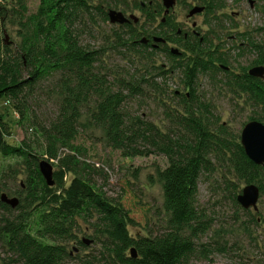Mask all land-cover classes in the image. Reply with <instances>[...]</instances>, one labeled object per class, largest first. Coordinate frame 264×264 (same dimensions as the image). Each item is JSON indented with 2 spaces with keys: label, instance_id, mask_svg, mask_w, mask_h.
I'll return each instance as SVG.
<instances>
[{
  "label": "trees",
  "instance_id": "trees-1",
  "mask_svg": "<svg viewBox=\"0 0 264 264\" xmlns=\"http://www.w3.org/2000/svg\"><path fill=\"white\" fill-rule=\"evenodd\" d=\"M11 1L0 5V99L9 98L24 119V108L34 88L45 79L58 76L63 100L58 117L49 128L42 127L46 150L53 154L61 145H73L79 134L82 106L94 105L92 120L105 130L113 149L120 150L125 157L153 153L166 157L168 164L159 169V176L164 207L171 216L165 232L132 234L130 227L137 222L133 208L125 202L122 181L116 196L108 195L104 184L98 182L99 176L109 180L106 171L103 173L105 169L80 162L79 153L60 161L59 168L54 170L55 184L48 185L39 168L42 160L39 150L26 140L20 145L9 143L10 124L0 115V155L18 158L28 175L26 196L15 208L1 199L5 174L0 176V242L6 255L0 257V264H66L73 258L69 242L81 232L80 221L93 228V236L101 245L97 252L79 256L83 264H190L198 248L197 239L211 227V219L196 198L201 178L217 169L214 158L220 167L227 165L238 177V184L229 180L228 186L234 190L235 205L238 206L237 196L242 191H237L240 183L257 184L261 197L264 196V165L248 157L240 136L236 138L224 126L215 132L208 117L212 113L197 96L199 75L218 71L215 61H226L213 37L204 43L196 40L186 44L184 37H168L189 51H183L181 56L172 54L168 47L152 50L167 54L172 61L171 69L182 72L185 88L190 91L176 95L181 110L167 108L173 127L163 131L153 121L132 114L128 106L132 98L144 95L142 82L157 87L155 77L143 76L137 81L119 79L114 90L106 74L96 69L103 52L84 46L79 32L95 17L109 19L104 5H115L123 11L139 8L147 13L151 25L164 10L161 2L155 8L144 9L138 0L132 3L129 0H40L37 9L30 12L26 0ZM212 2L217 5L218 0ZM10 19L19 22L21 41L16 47L3 37ZM142 29L145 27L136 28L132 23L120 24L114 31L113 44L147 51L148 46L139 41L144 33ZM153 31L158 34L165 30L159 25ZM255 47L259 51L256 63L264 64V46ZM153 67L157 75L167 76L172 71L162 65ZM233 78L264 110V78L247 71L243 75L234 74ZM75 148L82 151L77 145ZM66 174H70L69 180L65 179ZM252 220L258 222L255 217ZM78 243L85 247L84 240L79 239ZM132 248L136 249L137 257L132 256Z\"/></svg>",
  "mask_w": 264,
  "mask_h": 264
},
{
  "label": "rangeland",
  "instance_id": "rangeland-1",
  "mask_svg": "<svg viewBox=\"0 0 264 264\" xmlns=\"http://www.w3.org/2000/svg\"><path fill=\"white\" fill-rule=\"evenodd\" d=\"M7 1L11 0H0V5L6 4ZM129 1L133 2V0ZM254 1L255 5L249 0H218L216 3L222 9L218 8L217 20L208 14L188 18L190 9L196 5L194 3L200 5V1L179 0L171 10L178 24L183 28H191L195 21L200 24L202 32L208 35V38L213 37L214 44L220 46L219 52L224 53L225 62L215 61L216 66L219 67L218 71L199 75L196 91L199 99L212 113L208 117L215 132H219L224 126L236 138L240 136V140L246 123L256 118L264 123V110L260 109L261 105L243 92L233 78L234 74L243 75L245 71L249 73L253 67L264 66L256 63L259 51L255 47L264 46V0ZM16 2L17 0L14 1ZM39 2L40 0H26L30 12L37 9ZM196 7L198 6L194 8ZM9 8L12 9L13 5L10 4ZM104 9L108 12V16L112 9L122 11L127 16L132 14L137 16L138 21L131 18V23L136 28L145 27L141 30L144 33L141 39L139 38L140 43H143V37L151 33L159 34L153 31V28L158 26L160 17L154 24L149 25L150 22L145 19L139 8L123 11L115 5L114 7L104 5ZM92 20H86L87 24H82L84 29L79 32H81L80 42L82 41L84 46L103 52L101 61L96 63V69L106 74L108 83L112 84L114 90L118 88L119 79L137 81L143 79V76L155 77L157 87L142 82L145 88L144 95L132 98L128 106L132 114H139L145 120L153 121L161 130L168 131L173 127V123L167 116V108L181 110L182 106L177 105L176 95L190 92L185 88L182 72L179 69H171L172 61L164 51L157 50L158 52L153 53V49L159 48L147 45L145 51L139 47L137 50L116 47V44H113L114 31L120 24L112 23L110 17L107 21L100 17H95L91 22ZM5 26L4 39L7 42H14L13 47H16L21 41L18 20L10 19ZM171 46L174 49L178 47ZM154 65H162L164 69L172 71L167 76L157 75ZM58 80V76H52L34 88L24 108V119L21 113L14 109L9 98L0 99V115L10 124L9 143L20 145L23 140L31 142L39 150L41 159L52 163L54 170L59 168L63 158L74 153L81 155L78 158L80 162L94 163L96 166L98 163L99 166L96 168L105 169L103 173L106 171L105 173L108 174L109 180L98 177V182L104 184L108 195L116 196L119 182L122 181L124 185L125 202L133 208L137 222L135 226L130 227L131 233L149 235L148 232L154 234L165 232L169 228L171 215L164 207L163 183L159 169L167 166L166 157L159 153L125 157L120 150L113 149L108 144L105 130L92 120L94 105L82 106V115L78 120L79 134L72 141L73 145H61L53 154L46 150L47 144L42 127L49 128L51 122L58 117L63 100V96L59 94ZM21 120L23 123H20ZM76 145L81 147L82 151L75 148ZM18 160L15 157L0 155V176L3 177L5 174L3 193H7L11 198L17 197L20 204L26 196L28 175L25 166ZM213 160L218 165L217 169L213 174L201 178L196 198L197 204L211 219V227L197 239L198 248L190 264H264V196H260L258 211L253 208L246 209L239 203L238 206L235 205L234 190L232 186L230 188L228 186L229 180L238 184V177L229 171L227 165L220 167L217 158ZM69 178L70 174H66L65 179L69 180ZM245 186L246 184L240 183L237 191ZM246 210L248 212H245ZM253 217L258 219L257 223L252 220ZM80 226L81 232L78 233V237L69 242L73 258L66 264H83L81 257L95 253L101 248L93 236V228L82 221ZM79 239L84 240V248L79 245ZM2 245L0 242V257L6 256Z\"/></svg>",
  "mask_w": 264,
  "mask_h": 264
},
{
  "label": "water",
  "instance_id": "water-1",
  "mask_svg": "<svg viewBox=\"0 0 264 264\" xmlns=\"http://www.w3.org/2000/svg\"><path fill=\"white\" fill-rule=\"evenodd\" d=\"M166 7V13L169 12L170 8L174 6L176 0H163ZM110 21L112 23L124 24L134 19L138 21V17L134 14L129 17L126 16L122 11L110 10L109 11ZM155 41L164 40L161 37H155ZM146 42V38L143 39ZM177 52V49L173 50ZM249 74L255 77L264 78V66L259 65L253 67L249 70ZM241 143L244 146L246 154L248 157L256 164L264 165V123L258 120H252L244 126L241 133ZM40 171L47 181L48 185L52 186L55 184L54 180V167L53 165L46 161L41 160L39 163ZM261 191L260 187L254 183L246 185L242 192L237 196L238 203L244 208H254L258 210V201L260 199ZM1 199L3 202L9 204L15 208L19 204V199L17 197H9L7 193H2ZM87 242V241H86ZM131 254L133 257H137V251L135 248L131 249Z\"/></svg>",
  "mask_w": 264,
  "mask_h": 264
},
{
  "label": "flooded vegetation",
  "instance_id": "flooded-vegetation-1",
  "mask_svg": "<svg viewBox=\"0 0 264 264\" xmlns=\"http://www.w3.org/2000/svg\"><path fill=\"white\" fill-rule=\"evenodd\" d=\"M197 2L200 1V5L197 3L195 6H198L196 8H191L190 13L188 14V18L192 19L193 17H196L198 15H204V14H208L213 16V18H215L217 20V18H219L218 15V6L212 2V0H195ZM250 3L252 5H255V1L254 0H249ZM161 2V6L163 7V11L162 13L158 16L160 17V20L158 21V27L159 25L163 26L164 28V33L163 32H159L158 35L156 34H149L148 36H145L146 38V42H144L146 45H149L151 47L154 48H163V47H168L171 50V53L177 56H181L183 51H186L189 53V51H187L186 49H184L183 47L179 46L178 43H174L173 41H171L170 39H168V37H170L172 39V37H184L185 40L184 43L186 44L187 42H193V41H198V43H204L207 41L208 39V35L204 34V32H202V27L200 24H197V22L195 21L193 23V25L191 26V28H183L178 24V21L175 19L173 13H172V8L175 7V5L179 2V0H176L175 4L173 7L170 8L169 12L166 13V7L164 5L163 0L158 1ZM157 2L155 0H147V1H142L141 2V7L144 9H147L149 6L151 8H155V4ZM218 4V3H217ZM219 5V4H218ZM213 6V8H211ZM217 6V7H216ZM222 7H219V10H221ZM156 11V13H158V10L154 9ZM142 14L144 15L145 19H147V13L144 12L143 10H141ZM158 17H156L158 19ZM127 23H131V19L129 22ZM154 24V23H152ZM155 37H161L164 40L162 41H155ZM171 45H177V52H174V48H171ZM259 209V206H258ZM258 211V210H257Z\"/></svg>",
  "mask_w": 264,
  "mask_h": 264
},
{
  "label": "built area",
  "instance_id": "built-area-1",
  "mask_svg": "<svg viewBox=\"0 0 264 264\" xmlns=\"http://www.w3.org/2000/svg\"><path fill=\"white\" fill-rule=\"evenodd\" d=\"M97 166H99V164L97 163ZM111 180H113V178H111Z\"/></svg>",
  "mask_w": 264,
  "mask_h": 264
}]
</instances>
